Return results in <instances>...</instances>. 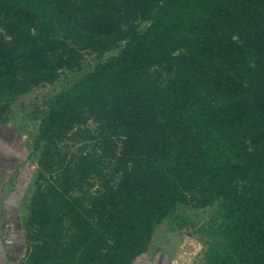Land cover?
<instances>
[{
    "label": "trees",
    "instance_id": "obj_1",
    "mask_svg": "<svg viewBox=\"0 0 264 264\" xmlns=\"http://www.w3.org/2000/svg\"><path fill=\"white\" fill-rule=\"evenodd\" d=\"M115 50L45 102L22 264H133L179 206L203 264H264V0H0V126Z\"/></svg>",
    "mask_w": 264,
    "mask_h": 264
},
{
    "label": "rangeland",
    "instance_id": "obj_2",
    "mask_svg": "<svg viewBox=\"0 0 264 264\" xmlns=\"http://www.w3.org/2000/svg\"><path fill=\"white\" fill-rule=\"evenodd\" d=\"M118 50L106 53L100 59L95 54H84L78 70H63L52 84H44L31 93L21 96L8 110V122L0 126V192L13 187L20 195L29 193L37 175L36 160L38 152L34 148V136L39 119L46 111L45 102L59 92L77 83L95 65ZM89 127L96 126L89 123ZM2 196V195H1ZM5 196V195H3ZM6 199L5 197L2 200ZM213 208L193 209L179 206L177 213L187 224L181 230H172L176 224L162 222L145 255L138 257L133 264H203V256L210 240L201 232L209 229L214 215Z\"/></svg>",
    "mask_w": 264,
    "mask_h": 264
},
{
    "label": "crops",
    "instance_id": "obj_3",
    "mask_svg": "<svg viewBox=\"0 0 264 264\" xmlns=\"http://www.w3.org/2000/svg\"><path fill=\"white\" fill-rule=\"evenodd\" d=\"M8 188L4 194L0 192V264H22L29 253L23 229L26 195H20L19 189ZM3 197L6 199L2 200Z\"/></svg>",
    "mask_w": 264,
    "mask_h": 264
}]
</instances>
